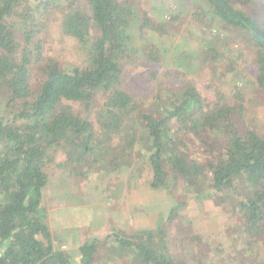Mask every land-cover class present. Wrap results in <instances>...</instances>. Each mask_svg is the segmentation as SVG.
I'll return each instance as SVG.
<instances>
[{
	"label": "rangeland",
	"instance_id": "1",
	"mask_svg": "<svg viewBox=\"0 0 264 264\" xmlns=\"http://www.w3.org/2000/svg\"><path fill=\"white\" fill-rule=\"evenodd\" d=\"M117 1L133 14L126 28L129 53L121 63V85L132 99L133 109L123 121V131L135 136L134 146L124 148L125 134H97L96 151L85 157L66 143L47 150L48 183L43 189L42 206L54 249L67 254L70 264H79V248L95 239L91 264H137L133 253L117 248L114 235L155 233L162 218L163 240L175 264L264 263L260 234L264 230L255 236L245 232L237 206L242 195L217 192L201 183V196H197L199 187H189L173 177L162 188L150 187L148 143L141 119L144 113L164 117L170 104L190 85L207 110L218 105L240 107L241 116L234 118L240 129L264 137V95L254 83L255 50L242 33L215 19L205 0ZM66 6L65 1L59 2L38 18L43 28L34 43L40 41L41 52L38 57L32 49L31 60H53L70 72L87 64L88 52L62 31ZM75 6L90 15L85 0H75ZM234 6L264 28V0H236ZM11 21L21 23L16 16ZM140 27H144L143 36ZM22 30L17 31L18 38ZM96 37L92 31L90 40ZM147 47L157 50L156 62L142 55ZM39 65L30 66L29 83L34 91L43 79ZM97 98L88 108L64 104L98 130L102 93ZM6 99L0 92L3 117L15 111ZM170 129L171 136L180 135L187 144L193 159L205 162L208 155L192 136L177 134L175 124ZM179 203L182 206L169 216Z\"/></svg>",
	"mask_w": 264,
	"mask_h": 264
},
{
	"label": "trees",
	"instance_id": "2",
	"mask_svg": "<svg viewBox=\"0 0 264 264\" xmlns=\"http://www.w3.org/2000/svg\"><path fill=\"white\" fill-rule=\"evenodd\" d=\"M62 1L67 3L63 33L88 52L87 64L70 72L53 60H31L32 49L38 57L41 52L40 41L34 43L43 28L38 18ZM85 1L90 15L76 7L75 0H0V92L7 97L8 107L15 109L6 117L0 115V264H70L67 254L54 249L42 206L49 148L66 143L85 157L96 151L97 134H125L124 148L134 146L135 136L123 131V121L133 109L132 99L121 85V63L129 53L126 28L133 14L117 0ZM205 2L215 19L242 33L255 50L254 83L264 95V28L235 8L236 0ZM15 16L21 23L11 21ZM144 23L150 25L147 20ZM139 30L143 36L144 27ZM92 31L97 33L94 40H90ZM156 51L147 47L142 55L156 62ZM31 64H40L43 76L35 91L29 83ZM99 93L103 105L96 130L91 121L64 103L88 108ZM240 110L219 105L207 110L199 93L187 85L164 117L144 113L141 119L148 143L150 187L162 188L173 177L199 187L197 196L204 184L217 192L240 194L238 214L245 232L255 236L264 230V137L240 129L234 120L241 116ZM172 124L178 126L177 134L192 136L205 150L204 163L191 157L180 135H170ZM180 206L172 207L169 216ZM162 222L161 218L155 233L114 235L117 248L133 253L137 264H175L163 240ZM260 234L264 239V233ZM95 252V239L85 242L79 248V264H91Z\"/></svg>",
	"mask_w": 264,
	"mask_h": 264
}]
</instances>
